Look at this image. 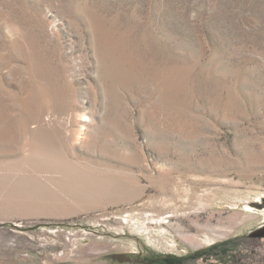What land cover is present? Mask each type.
Wrapping results in <instances>:
<instances>
[{
  "label": "rangeland",
  "instance_id": "rangeland-1",
  "mask_svg": "<svg viewBox=\"0 0 264 264\" xmlns=\"http://www.w3.org/2000/svg\"><path fill=\"white\" fill-rule=\"evenodd\" d=\"M0 264H264V0H0Z\"/></svg>",
  "mask_w": 264,
  "mask_h": 264
},
{
  "label": "water",
  "instance_id": "water-1",
  "mask_svg": "<svg viewBox=\"0 0 264 264\" xmlns=\"http://www.w3.org/2000/svg\"><path fill=\"white\" fill-rule=\"evenodd\" d=\"M113 259H116L118 262H125V261H129L130 260L125 255H120V254L114 255Z\"/></svg>",
  "mask_w": 264,
  "mask_h": 264
}]
</instances>
